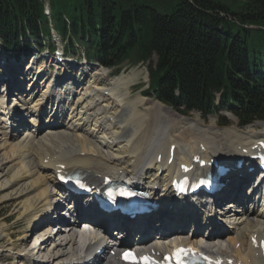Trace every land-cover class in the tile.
<instances>
[{
    "label": "bare ground",
    "instance_id": "1",
    "mask_svg": "<svg viewBox=\"0 0 264 264\" xmlns=\"http://www.w3.org/2000/svg\"><path fill=\"white\" fill-rule=\"evenodd\" d=\"M52 35L58 36L55 32ZM40 73L41 68L37 67L30 75L26 74L25 81L29 86L31 84V89L37 82H41V77H38L37 81L34 79V76ZM59 75L63 74L59 73L58 77ZM54 79L52 75L46 80ZM7 81L17 88L14 79H7ZM127 83L124 78H118L111 87H103L109 97L93 95L92 92L90 100V93L87 95L83 93L84 95L76 97L78 107L77 105L60 107L63 113H66L62 120L46 119L45 123L53 121V126L30 134L24 133L23 137L15 136L13 131L10 132L12 127L16 128L21 123L16 115L21 112L27 114L32 111L39 112L41 97L40 100L39 97L37 99L34 92L30 90L24 103L18 102L16 106L9 107L11 113L0 118V152H3L0 156V198L2 204L17 203L22 216H25L24 220L34 222L42 219L44 223L37 228L44 227V230L38 233H35V230L31 233L25 231L21 241L25 245L27 241L33 240L35 247L32 251L35 250L36 256L42 258L43 262L47 260V264L51 262L59 264L67 260L65 259L67 255L78 246L75 232L67 234L64 229L52 232L51 222L47 221L48 217L45 214L46 210L50 211L52 205L56 204V209L58 207L60 191L56 190L53 177L57 170L63 169L60 168L61 166L67 169L62 171L63 178L68 175L67 178L72 179L69 176V172L72 171L90 179L92 183H97L98 177H104L114 171L115 174L139 176L142 181L153 184V187H158L156 190H159L166 182L167 172L175 166V161L192 160L195 156L193 154L197 152V144L201 140H204L202 143L212 152L213 155H210V158L233 156L232 149L235 146L248 142L253 144L256 138L264 140V129L261 133H257L254 129L240 132L235 126L221 130L214 125L206 127L196 120L189 122L187 119H181V122L184 121L190 125L189 128H184L182 123L176 124L171 117L165 115L167 113L159 103L151 108H147L146 105L144 112H141L137 105L141 104L142 100L137 99L133 102L125 100L128 96ZM49 85L41 90L44 97L48 93ZM111 98L118 102V105L114 104L113 108L107 112V104ZM98 101L106 105L101 103L97 105ZM5 103L4 97L0 101V109ZM100 105L101 113H98L95 110ZM17 106L20 107L16 108ZM55 115H58L57 111ZM10 117L12 118L9 119ZM105 117H108L107 120ZM35 123L36 120H32L29 124ZM115 140L120 141L116 150H112ZM142 141L146 143L142 145ZM173 145L176 146L175 161L171 157L168 158L169 148ZM105 150L108 152L106 153ZM158 157H161L160 165L156 162ZM168 161L173 164L168 166ZM154 162L156 164L152 167ZM242 171L243 168L239 172ZM151 174L153 175L143 180L144 176ZM232 175L235 178L239 177L236 171ZM150 178H152L151 182H149ZM222 193L226 196L230 194V190L225 188ZM64 211L67 215L72 212L68 207ZM252 215L256 220L250 218ZM227 218L229 237L219 243H209L207 250L216 251L220 256L233 261V264H264V259L256 257L255 250L250 246L254 238L264 241V213L250 210L239 216L229 212ZM195 220L193 219L191 224L194 225ZM204 236L202 238L206 241L211 239L209 235ZM215 239L219 240L218 236H215ZM195 243L198 244L193 241L192 245H196ZM222 243L226 244L224 249L219 246ZM237 244L239 248H236ZM25 251V249L21 251V256L25 255ZM41 261L38 264H42Z\"/></svg>",
    "mask_w": 264,
    "mask_h": 264
},
{
    "label": "trees",
    "instance_id": "2",
    "mask_svg": "<svg viewBox=\"0 0 264 264\" xmlns=\"http://www.w3.org/2000/svg\"><path fill=\"white\" fill-rule=\"evenodd\" d=\"M46 2L67 50L112 68L150 62L155 97L174 110L208 109L222 91L264 120V0H0L6 52L49 34Z\"/></svg>",
    "mask_w": 264,
    "mask_h": 264
},
{
    "label": "rangeland",
    "instance_id": "3",
    "mask_svg": "<svg viewBox=\"0 0 264 264\" xmlns=\"http://www.w3.org/2000/svg\"><path fill=\"white\" fill-rule=\"evenodd\" d=\"M216 1H220V2H222V3H224V4L228 5V6H230L231 8H236V6H237L236 0H216ZM47 4H48V2H46V5ZM173 4H171V5H173ZM172 9H169L167 11L160 10V12L161 13H170V12H172ZM45 16H46L47 19H49L50 16H51V14H48V15L45 14ZM60 39H61L60 42L61 41L64 42V46H65V44H67V42L66 41H63L62 37ZM44 41H45V39H44ZM79 46H81V45H79ZM77 50L78 51L76 53H74V54L73 53L72 54L69 53V54L72 55L73 57L80 58L83 55L82 53H84L83 52V49H82V47H80L79 49L77 48ZM156 61H157L156 60V57H153V63H155ZM96 64L97 63H93V66L91 67V70H92L93 67L96 66ZM150 64L151 63H144V64L143 63H139V64H137L135 66H131V65H129V63H126L123 66H117V67H113V68H109L108 67V69L106 68V72H107L106 75L107 76L105 77V75H104L102 77H98V78L94 79V85H109L110 84L112 86V84L115 82L116 79H118V78H124V80H127V82H128L127 83V86H128V96L125 98V100L127 102L137 101V99L142 100L143 101V102H141L142 105L141 104H138L137 106H139L138 107V110L139 111L144 112V108L146 107V105L149 108H151V107L156 106V104H158L157 102L154 101L152 95L151 96H147V97H149V98H147V97H145V92H142V91L146 90L145 89L146 86L145 85H142V83L145 81V79L148 76V67L150 66ZM22 67H23L22 65H16V66L8 65L7 67H4L3 66L1 69L2 70L8 69L9 72H12L15 69H21ZM11 68H14V69L11 70ZM28 69L29 68L27 67L26 68L27 72H28ZM99 69H100V67L98 68V70ZM33 72L31 71L30 73H33ZM30 73L28 75H30ZM5 74L6 73L4 71L3 77L5 76ZM23 74H24V71H23ZM70 75H71L70 73L63 74V75H59V77H57L56 80L65 78V76H70ZM11 76L12 75H10L9 77H11ZM89 78L90 77L87 76V79H85L84 82L80 84L81 86H84L85 83L87 82V86L86 87L85 86L84 87H81L82 90H80V91L78 89H76L77 90L76 92L78 93V95L76 97H78L80 95H84V94L87 95L89 93L92 94V92H90V86L92 84V81H91L92 79L91 78L89 79ZM14 80L16 81V85H19L21 83L20 81H18L15 78H14ZM40 80H41V82H37V84H35L32 89L30 87L31 84H30V86L28 85V88H27V91L28 92L30 90H32L34 92V94H35L34 96L37 97V99H38L37 94H39V96L41 95L40 92H37V88H39L38 87V86H40L39 84L44 81L42 79V77H41ZM25 82H26V84H28L27 81H25ZM15 88H16L15 85L12 86V90L15 89ZM43 89H45V87L42 88L41 90H43ZM146 98L149 99V100H147ZM35 100H36V98H35ZM90 100H91V98H90ZM99 104L100 103H97V105H99ZM161 106L164 109V112L167 113L165 115L171 117V119L173 120V122H175L176 124L177 123H182L181 125L184 126V128H189V126H190L189 124H186L184 121L181 122V119H183V116H180L179 114H176L175 112L170 111L171 109L168 108L167 106H164V105H161ZM100 108H101V105L98 106L95 111L98 112V113H101ZM169 111L171 112L170 114H172V116L169 114ZM197 115L198 114H191L189 116L190 118L189 117H186V118H189V119H187V120H189V122H191L193 120H196L199 124L206 125V127H210L212 125H214L215 127L217 126L216 127L217 129L219 127H222V126H219V124H225V123H226V125L224 127H222V128L225 129V127H226V129H227V128L231 127V126H235L236 129L239 130L240 132H246V130L251 131V129H254V131H256L257 133H261L262 132V129H264V123H261V124L254 123L252 126H254V125L257 124L258 127H256L257 126L256 125L254 127L251 126V127H248V128H245V129L241 130V129H239L236 126L237 125L236 124L237 122L234 121L235 124H233L232 117L229 116V115H227V114H222V115L219 114L216 117L206 118L205 120H203L201 118V116H199V115L197 116ZM194 116H197V118L196 119L191 118V117H194ZM179 117H182V118H179ZM198 118L200 119V121L198 120ZM190 119H192V120H190ZM17 120H21V122H23L22 117H18ZM178 127H181V126L178 125ZM224 129H221V130H224ZM179 131H181V130H179ZM145 138H146V136H145ZM145 143H146V141H142L141 144L144 145ZM113 148H115V147H113ZM2 153L3 152H0V156L2 155ZM233 179H236V178L233 177L232 180ZM226 192H227V190H226ZM11 198H12V196H11ZM16 205H17V203H15V202H8V203L5 202V203L2 204V201H1V198H0V246H2V247H11L13 249H17V251H19V253H21V251L24 250V249L27 250L28 253H31L32 249L35 247V245L33 244V240L27 241L25 243L26 246L23 245L22 244V241H21V238L24 236L25 231H26L25 230V227H26L27 219L24 220L25 216L24 217L22 216L20 208L18 207V205L17 206ZM63 212L65 213V211H63ZM43 229H44V227H39V228H37L35 230V233L42 232ZM219 246L221 247V245H219ZM41 260H42V258H41ZM1 264H6V259H3L2 262H1ZM7 264H9V263H7ZM48 264H52V262L51 263H48Z\"/></svg>",
    "mask_w": 264,
    "mask_h": 264
},
{
    "label": "snow or ice",
    "instance_id": "4",
    "mask_svg": "<svg viewBox=\"0 0 264 264\" xmlns=\"http://www.w3.org/2000/svg\"><path fill=\"white\" fill-rule=\"evenodd\" d=\"M130 254L126 253L125 256H129ZM149 264H153V262L149 261Z\"/></svg>",
    "mask_w": 264,
    "mask_h": 264
}]
</instances>
